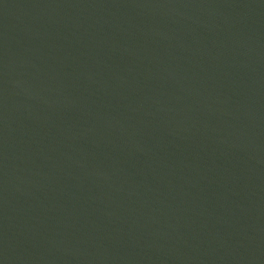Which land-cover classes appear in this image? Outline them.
I'll use <instances>...</instances> for the list:
<instances>
[{
	"label": "water",
	"instance_id": "water-1",
	"mask_svg": "<svg viewBox=\"0 0 264 264\" xmlns=\"http://www.w3.org/2000/svg\"><path fill=\"white\" fill-rule=\"evenodd\" d=\"M0 264H264V0H0Z\"/></svg>",
	"mask_w": 264,
	"mask_h": 264
}]
</instances>
